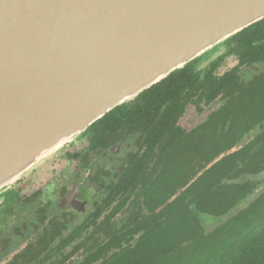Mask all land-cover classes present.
I'll return each mask as SVG.
<instances>
[{"label":"trees","instance_id":"trees-1","mask_svg":"<svg viewBox=\"0 0 264 264\" xmlns=\"http://www.w3.org/2000/svg\"><path fill=\"white\" fill-rule=\"evenodd\" d=\"M230 45L241 66L264 62V20L220 46ZM209 55L87 129L95 139L108 132L134 135L139 151L116 187L118 209L105 217L111 226L100 241L80 243L65 255L68 244H62L60 259L52 249L40 264H264V189L209 234L199 219L227 217L256 191L261 182L253 178L264 174V79L243 91L239 76L217 75L224 58L195 72L193 64ZM227 95L232 106L223 103ZM240 101L242 107L233 106ZM189 104L198 114L221 105L185 132L177 122ZM256 128L259 132L240 148ZM119 212L120 221L114 219ZM25 261L31 263L29 257Z\"/></svg>","mask_w":264,"mask_h":264},{"label":"water","instance_id":"water-1","mask_svg":"<svg viewBox=\"0 0 264 264\" xmlns=\"http://www.w3.org/2000/svg\"><path fill=\"white\" fill-rule=\"evenodd\" d=\"M262 20L264 0H0V198L106 114Z\"/></svg>","mask_w":264,"mask_h":264},{"label":"flooded vegetation","instance_id":"flooded-vegetation-1","mask_svg":"<svg viewBox=\"0 0 264 264\" xmlns=\"http://www.w3.org/2000/svg\"><path fill=\"white\" fill-rule=\"evenodd\" d=\"M232 50V45L215 48L207 59L193 64L194 71L203 72L211 62L224 58L216 71L217 75L239 76L238 83H243V91L253 81L264 79V62L243 67ZM235 69H239V72ZM226 99L223 103H231L232 106L234 102L230 96L227 95ZM220 105L198 114L195 106L189 104L177 126L182 131L190 132L218 110ZM243 105L244 102L240 101L233 106ZM189 108H193L198 123L184 130L179 122ZM110 134L103 133L104 138L95 139V132L87 130L78 143L66 145L60 150L59 160L52 165L64 167L53 171L47 182L40 184L44 180L40 179L41 171L47 168L37 169L1 195L0 264H28L25 261L28 257L29 264H40L52 249L60 259L59 246L62 244H68L63 251L65 255L80 243L100 241L104 229L111 226L109 222H104L105 217L118 209L120 197L116 187L129 161L139 151L134 135L126 137ZM68 166L72 169L68 170ZM122 217L123 214L119 212L114 219L120 221ZM82 246L80 254L86 245Z\"/></svg>","mask_w":264,"mask_h":264},{"label":"rangeland","instance_id":"rangeland-1","mask_svg":"<svg viewBox=\"0 0 264 264\" xmlns=\"http://www.w3.org/2000/svg\"><path fill=\"white\" fill-rule=\"evenodd\" d=\"M203 67V66H202ZM245 90H247V91H250V90H252V87L251 86H247V87H245ZM198 119L194 116V110H193V108H189L188 110H187V112H186V114H185V116L183 117V119H181V121L179 122V124L181 125V127L184 129V130H189V129H191L192 127H194V125H196V122L198 123V121H197ZM78 143V142H77ZM60 157V150L58 151V152H56L54 155H52V156H50L47 160H45L43 163H41L38 167H36L32 172H30V173H33L35 170H41V169H43V168H47L46 170H42L41 171V173H42V178H40V179H44L43 181H41V183L40 184H43L44 182H47V180H49L50 179V177H51V175H52V173H53V171H59L60 169H61V167H64V166H61V165H59V166H56V167H54L52 164H53V162L54 161H56V160H59L58 158ZM49 163H51V165L50 166H48V164ZM57 162H55V164H56ZM53 169H55V170H53ZM67 169L68 170H71L72 168L70 167V166H68L67 167ZM46 171H48L47 172V175H46ZM29 173V174H30ZM29 174H27V175H29ZM23 178V177H22ZM253 179H255V180H259L261 183H260V185L257 187V189H258V191H257V189H256V191L255 192H253L252 193V195H249L238 207H236L235 209H234V211H232V212H230L229 213V215H228V217H231V216H233V214L235 213V212H238V210H240V209H242L243 207H246V206H248L254 199H256L257 197V195L260 193V192H262V190L264 189V174H262V175H259V176H256L255 178H253ZM1 201V200H0ZM204 218L206 219V220H208V218L207 217H205L204 216ZM225 222V221H224ZM224 222H222V221H219V222H216V221H214V222H209V223H207L206 224V226H205V231H206V233L207 234H209V233H211V232H213L217 227H218V224H220L221 226H223L224 224H226V223H224ZM216 232V231H215ZM214 232V233H215Z\"/></svg>","mask_w":264,"mask_h":264},{"label":"crops","instance_id":"crops-1","mask_svg":"<svg viewBox=\"0 0 264 264\" xmlns=\"http://www.w3.org/2000/svg\"><path fill=\"white\" fill-rule=\"evenodd\" d=\"M257 132H259L258 131V129L256 128V129H254L253 131H251V136H247V137H245V138H243V140H242V142H241V144H240V148L243 146V145H245L252 137H253V135L254 134H256ZM207 217V216H206ZM208 218V220H206L205 218H204V216H201V218H199V219H202V221L205 223V226H206V224L207 223H209V222H214V221H216V222H219V221H226V220H228V216L227 217H224V218H222V219H215V218H212V217H210V216H208L207 217ZM205 226H204V229H205Z\"/></svg>","mask_w":264,"mask_h":264}]
</instances>
